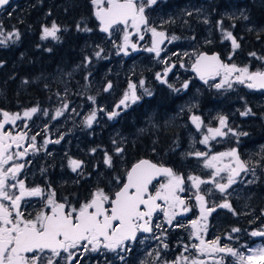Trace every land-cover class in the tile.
Returning a JSON list of instances; mask_svg holds the SVG:
<instances>
[{
	"label": "flooded vegetation",
	"instance_id": "af4514ba",
	"mask_svg": "<svg viewBox=\"0 0 264 264\" xmlns=\"http://www.w3.org/2000/svg\"><path fill=\"white\" fill-rule=\"evenodd\" d=\"M28 1L30 0H10L9 4L1 11L12 13L22 6L29 4ZM191 1H198L202 4L205 2V0H157L156 4L146 7L145 15L148 18V25L155 27L157 31H163L168 37L160 46V54H166L167 60L166 63L165 61L160 62L159 68L161 69L165 67V64H169L168 68L171 67V71H168L167 74L164 72L160 79H157V76L152 72L146 74L149 80L147 90L153 91V94L146 96L143 95L145 90H140L137 94L140 99L135 103L128 102V107L121 105L119 109L122 111V115L131 105L137 104V127H143L146 121L148 124L150 122H157L159 128L177 125L181 130V138L183 137V139L185 137L187 139V135L192 126L196 127L191 120L192 114H197L200 118H203V124L206 125L211 119L217 121V117L213 118L214 109L219 108L222 110V115L227 117V120L230 118L234 130L233 136H228L226 139L232 140L233 149H238L240 156L246 162L249 170L247 172H241L236 177V184H234L235 195L232 198L231 205L234 211L217 207V214L222 209H225L226 212L233 213L232 216L227 218L228 223L264 225V90L249 89L246 85L239 83H233L231 88L225 86L217 89L212 87V83L218 81L221 76H217L215 79H208L207 83H205L204 80L198 78L197 73L192 68L196 55L199 52L218 51L225 63L232 61L237 66H241L244 63L252 71L257 69L262 70L264 68V60L258 59V57H264V51H247L248 57L242 58L241 54L243 52L240 51V48L242 46L245 48L264 46V42L242 40L238 34V26L233 25L228 28L231 29L230 31L240 44V47L233 54L231 41H224L222 34L223 25L214 24L211 13L204 21V24L192 26L191 11H188ZM92 9L95 13L96 7L93 4ZM219 14L221 13L219 12ZM222 17L220 20H222ZM96 20V25L99 30V20L97 17ZM206 21L210 24H206ZM125 31L130 34V42L137 45L135 50L129 46L127 48V55H125L124 50L120 47L123 44ZM191 33L195 35L194 40L191 37ZM141 35H143V39L139 38ZM103 36V45L107 52H109V63L116 61L126 64L134 61L146 62L147 59L156 57L155 53L145 51L146 48L152 46L151 33L145 30V26H141L140 32L137 33L130 24L127 28L123 25H117ZM172 36H176L178 39L171 40ZM192 41H194V44H192ZM97 45H100V43H97ZM192 46H197L200 48V51L193 55L189 51ZM131 49L133 52L132 55H129ZM229 52H231L230 60L228 59ZM253 52L256 53L255 57L250 55ZM166 77H170L171 79L169 81L173 82L178 88L176 89L174 86L169 87L167 82H162L166 81ZM190 78L202 87L200 96L198 97L196 95L198 97L196 101H191V88L189 90V88L185 89L183 87L184 83L191 81ZM156 80L159 82L156 84L161 86V88L153 86ZM113 83L115 88V82L113 81ZM45 93H49V98L42 99L44 100L43 102L38 101L37 103L16 106L13 110L0 108V120L3 119L2 112H8L10 114L19 113L21 116V119L17 120L14 125H5L4 131L11 132L13 135L26 133L29 138L32 136L36 137L35 145L37 150L29 147V140L22 142L19 149L13 145L10 149V154L23 152L25 149H28V151L23 158L14 156L13 161L5 165V168H8L14 163H23L25 167L19 173L17 179L23 180L28 188L40 187L45 189V196L25 197L21 202V211L25 217H29V214H31V217H34L39 211L48 210L46 208V193L49 188L55 191V199L58 202H64V198L66 197L68 202L77 207L81 203L89 200L91 194L95 191L93 187L95 179L93 162L89 163V159H80L79 157L80 147H85L84 143H80V138L78 142V138L76 137L81 132L80 128L82 131H85L83 126H79V116L75 118V115H73L69 121L70 126L76 127L75 130L72 132L69 131L64 135L63 124L61 123L62 117L54 118L51 115L59 106H62L58 92L49 90L45 91ZM212 94H216L218 96L216 100L223 104L212 107ZM76 97L75 99H77ZM114 97L119 98V104L122 96L115 93ZM152 97L153 99L149 100ZM77 101L79 100L77 99ZM113 101L109 103L111 109L117 103V101ZM155 104L157 105L153 115H150V111L144 112L146 108L151 109ZM33 107H38L39 111L31 119L24 117L23 113ZM88 107L92 108L93 106L89 105ZM78 108L79 106H77V110ZM249 108L251 109V114L247 116L241 115L242 112ZM161 110L162 113H159ZM44 112L48 114L44 115ZM167 119L170 122L164 124ZM60 124L61 127H59ZM56 128H59L57 132L61 131L60 136L63 138L61 139L59 137L45 144L44 140L49 134L48 131L50 129L55 130ZM240 133H247V135H240ZM57 140H59V143H55ZM64 149L73 153L70 156L75 157L76 159L74 160L83 162L77 171L72 170L70 163L69 167L63 168V163L70 159L69 155L64 154ZM84 180H87L86 184L91 187L80 191L78 182ZM8 183L12 184L15 181L9 178ZM156 186L152 189L155 190L157 188ZM240 187L245 190L241 191ZM9 191L10 194H18V187L16 189H10ZM224 196L227 198L226 195ZM187 205L189 208L191 207L188 203ZM191 205L193 207L194 203L191 202ZM162 218H164V213L161 211L153 215L151 220L153 230L147 233L139 232L136 241L130 245L131 251L118 250V252H111L101 248L97 252L88 251L85 253L81 250L74 249L72 251L76 253V257L71 261V264H191L192 260L190 256L197 254L196 249L192 245L198 244L199 240L192 235V232H187V230L175 232V219L172 225H169ZM180 218L176 217L177 220H180ZM218 220H221V217L215 216V213H212L208 218L209 230H213L215 235L225 233L219 227L221 225ZM161 221L165 225L157 228L156 225L160 224ZM215 223L216 225H213ZM228 227L225 230L231 232L230 226ZM225 238L227 240L225 241L223 238L222 245L230 244L228 246H237L238 241L228 239L227 236ZM164 244H167L168 247L165 248ZM186 246L187 250H185ZM44 255L50 256L51 253L46 250ZM120 255L124 256L123 260L119 259ZM222 255L224 256V254H219V256ZM66 256V253L61 252V256L55 258V264H67ZM182 257H187V261L183 260ZM198 259L203 260L202 258ZM209 262H206V264H209Z\"/></svg>",
	"mask_w": 264,
	"mask_h": 264
},
{
	"label": "snow or ice",
	"instance_id": "6c2138e0",
	"mask_svg": "<svg viewBox=\"0 0 264 264\" xmlns=\"http://www.w3.org/2000/svg\"><path fill=\"white\" fill-rule=\"evenodd\" d=\"M91 3L96 7L95 16L101 22L103 32L107 33L117 25H123L127 28L130 24L139 33L141 26H145V30L150 32L152 36V46L146 48L145 51L153 52L159 57L160 46L168 37L163 31H157L155 27H150L148 18L145 15L146 7L156 4L157 0H91ZM8 4L9 0H0V9ZM105 5L107 6L105 7ZM59 30L53 22L51 28L45 27L43 29L42 38L49 36L56 38V33ZM84 31H90V29H84ZM0 35H4L3 32H0ZM19 35V32L8 33L5 39L0 40V44H5L12 36L19 39ZM224 35L225 39L231 41L234 54L240 44L232 32H225ZM129 36L130 34L125 31L123 44L120 46L125 55L128 54L127 48L129 46L133 50L137 48L135 43L130 42ZM139 38L143 39L144 37L141 35ZM177 39L176 36L171 37V40ZM250 55L255 57L256 53L253 52ZM96 56L99 57L100 52H97ZM228 59L230 60L231 56ZM258 59L264 60V57H258ZM181 66L183 65L181 64ZM192 68L205 83L208 79L222 76L221 81L214 85L217 89L225 85L231 88L233 83H239L246 85L249 89L264 90V70L252 71L249 66L239 67L235 63H224L218 54H197ZM168 71H171V67L165 70V74ZM157 79H160L159 74H157ZM143 83L141 80L140 85L143 86ZM111 87L112 85L109 83L105 91ZM128 87L129 91L125 92L120 103L116 106L117 108L121 105L128 107L129 101L135 103L140 99L136 94V85L130 83ZM183 87L187 88L188 83H184ZM147 91L145 89V92ZM89 99L95 102L94 97H89ZM66 107L67 105H65ZM38 111V107H33L26 110L23 116L31 119ZM47 114V112H44V115ZM118 114L116 111L109 113V119ZM249 114H251L250 108L241 113L243 116ZM2 115L3 119L0 120V264H55V258L60 257L61 252L67 254V264H71V261L76 257V253L72 251L74 249L85 253L88 251L97 252L101 248L111 252H118V250L131 251L130 245L136 241L138 232L147 233L153 230L151 220L155 212L158 210L163 212L167 223L172 225L173 220L178 215L190 210L185 199L178 195V193L185 191L184 177L176 174L171 168L142 159L126 172L125 182L112 195L106 193L103 188H98L91 194L89 200L77 207L68 202L66 197L64 202H58L55 199V191L49 188L46 193V208L48 210H41L34 217H31V214H29V217H25L21 211V202L25 197L45 196V189L40 187L28 188L23 180L17 179L21 170L25 167L23 163H14L8 168H5V165L13 161L14 156L23 158L28 151V149H25L23 152L10 154L13 145L19 149L22 142L29 140V147L37 150L36 137L29 138L26 133L13 135L11 132L4 131L5 125H14L17 120L21 119V116L19 113L10 114L8 112H2ZM60 115H62V110H57L55 116ZM96 115L97 113L94 110L85 117V124L88 127H91ZM218 119L221 127L208 128L207 131L211 136L205 135L200 143L208 144L209 139L227 134L221 130L227 127V117L221 116ZM191 120L197 129L203 123L199 116L193 115ZM229 131L231 132L232 129H229ZM240 135H247V133H240ZM47 143L48 141H45V144ZM55 143H59V140ZM92 151L94 152L95 149ZM115 151L118 154L122 153L123 148L118 147ZM193 155L207 157L208 153L197 151ZM226 157L230 158V162L225 164L223 161ZM104 162L111 167L112 157L107 153ZM69 163L72 170L77 171L83 162L70 160ZM205 167L214 170L209 180H204L199 176L188 177L192 187L196 189L194 199L199 207V219L191 221L194 230L192 235L199 240V243L193 244L192 247L197 250L199 255H207L212 258L214 264H224V256L222 255L219 260H215L216 254L235 257L237 264H264V245L247 248V254H245L227 244L221 245L220 237L205 241L201 236V233L207 230L208 217L216 211L217 207L233 210L227 200L219 205L213 203L211 207H208L205 195L200 194L201 185L213 184L220 193H225L228 188L236 183V177L241 172L249 170L245 162L240 159L236 149L208 157L205 161ZM221 173L228 174L226 183H220L216 180V177L221 176ZM159 177L167 178V182L160 183L153 193L149 190L150 186ZM9 178L15 183L9 184ZM116 179L117 183H120L119 177ZM17 187L18 194H10L9 190ZM158 201L163 203H158ZM156 227L161 228V225L157 224ZM240 231L239 228L232 229L234 233ZM251 236L264 237V230L252 231ZM228 239H232V237L229 236ZM164 247L167 248L168 245L164 244ZM46 250L51 253L50 256L44 255ZM185 250H187V246ZM119 259L123 260L124 256L120 255ZM182 259L187 261L188 258L182 257ZM191 264H206V261L197 258L193 259Z\"/></svg>",
	"mask_w": 264,
	"mask_h": 264
},
{
	"label": "trees",
	"instance_id": "16d2710c",
	"mask_svg": "<svg viewBox=\"0 0 264 264\" xmlns=\"http://www.w3.org/2000/svg\"><path fill=\"white\" fill-rule=\"evenodd\" d=\"M28 2L29 4L12 13L5 12L3 15L0 13V24L4 33L17 29L20 34L19 39L14 41L8 39L5 44H0V108L13 110L16 106L43 102L42 99L49 98V93L45 91L60 88L59 81L55 77L58 72L62 73L65 79L70 80L73 88L78 90L76 98L79 102L93 106V101L89 97H94L96 102H103L102 107L97 110V120L94 125L89 128L81 125L85 131L80 136V143H84L87 150L95 148L94 185L105 186V189L110 190L109 195H112L124 181L131 164L142 156H150L157 161L161 160L159 161L161 163L171 164L179 172L185 170L187 164L191 165L190 156L181 158L179 154L171 150L177 144V139L171 144L172 139L182 136L177 125L159 129L158 139L160 140L157 139L155 147L157 151L164 154L156 158L154 152L143 151L142 144L135 136L137 104H133L116 121L106 116L105 112H109L107 108L109 93L104 90L107 80L104 73L112 70L114 66H111L108 59L104 58V49L96 46L102 34L97 28V20L90 0H30ZM207 6L213 14L214 22L220 7L225 9L234 6L246 7V13L224 16L223 24L229 27L237 25L238 34L242 40L264 42V0H211ZM191 17V22L196 20L192 26L204 24V21H199L196 16ZM49 20L59 23L62 28L56 40L42 38V27ZM84 26L86 28H83ZM89 28L92 31H84ZM240 51L243 52L242 58L248 57L247 51L263 52L264 46L249 48L242 46ZM97 52H100L99 57L96 56ZM121 75L120 72L115 77L112 75L109 77L120 82ZM115 84L118 83L115 82ZM217 97L216 94L211 95L212 104H223L216 100ZM151 99L153 97L149 100ZM156 105L151 109L146 108L144 112H154ZM159 113H162V110ZM119 135H128L127 142L122 144ZM130 138L136 142L134 148L129 142ZM139 139H146V137ZM149 142L150 140L148 144ZM115 145L116 148L122 146L123 152L118 154L115 151ZM80 153H82L79 156L80 159H85L83 152ZM106 153L113 155L111 167L103 162ZM106 177L113 183L108 182ZM117 177L120 183H117ZM86 182L87 180L78 182L80 191L91 187ZM221 211L219 227L223 231L232 223L227 221L229 213L225 209Z\"/></svg>",
	"mask_w": 264,
	"mask_h": 264
},
{
	"label": "rangeland",
	"instance_id": "374dc122",
	"mask_svg": "<svg viewBox=\"0 0 264 264\" xmlns=\"http://www.w3.org/2000/svg\"><path fill=\"white\" fill-rule=\"evenodd\" d=\"M209 1H211V0H205V2H203V4L201 2H198V1H193V2L191 1L190 2V9L188 10V11H191L190 16L194 15L198 18L199 21H201V22L205 21L207 19V17L209 16V14L210 13L212 14V12L209 11V8L207 6V3ZM219 12L221 14H219ZM242 13H246V8L234 6L232 8L225 9L223 7H220L218 9L215 22H214L213 14H212L213 23L223 25L222 34L224 36V41H230V40L225 39L224 34H225V32H228L231 29L228 28L229 26H226L223 24V17L228 16V15L234 16V15L242 14ZM3 14H5V12L1 13V15H3ZM221 17H222V20H220ZM221 21H222V23H220ZM53 22H55V21L49 20L48 23H45L43 25L42 36H43V29L45 27L51 28ZM206 22H207L206 24H210L208 21H206ZM192 23H196V20H193L191 22V24ZM203 23H205V22H203ZM55 24L60 29L56 33V38L49 36L45 39L56 40L58 38L59 34L61 33L62 28L59 25V23L55 22ZM83 28H86V26H84ZM90 31H92V29H90ZM0 32H3V34H4V35H0V40H3V39H5V37L7 36L8 33H15V32H18V30L13 29L10 31H6V34H5L3 28L1 27V24H0ZM191 37L194 40L195 35L193 33H191ZM9 39L14 41V40H16V37L12 36ZM54 42H56V41H54ZM103 42H104V36L102 34V36H100V39L98 41V43H100V45H97L96 43L95 44H96L97 48L104 49V58H107L109 60L110 59L109 52H106L105 47L102 45ZM192 42H193L192 44H194V41H192ZM189 51L194 55L200 51V48H198L197 46H195V47L192 46V48H190ZM132 52L133 51L131 49L129 55H132ZM228 56H231V52H229ZM138 60H140V59H138ZM166 60H167V55L166 54H164V55L160 54L159 57L156 56L154 58H149L146 60V62L134 61V62H128V64H126V63H121L119 61H116L114 63H111V66H114L113 69L107 73H104V76L107 77L106 81L112 80L114 82H117L118 84H115V88H114L113 92L109 93L107 95V98L109 100V103L113 100H114L113 102L117 101V103L112 107V109L110 108V105L108 103L107 108L109 109V112H105L106 116L109 118V113H111L112 111H116L119 114L117 116L111 118L112 121H116V119L122 113V111L116 107L118 105L119 98L117 99L116 97H114L115 93H118V95L122 96L121 98H123L125 92L129 91L128 86L130 83L136 85V94H138L140 92V90L148 89L147 83L149 80L147 79L146 74H149V72H152V73H154L155 76H157V74H159L161 77L162 74L165 72V70L168 68L169 64H165V67H163L161 69L159 68V65H160V62L166 61ZM193 60H194V58H193ZM227 63L231 64L234 62L228 61ZM243 66H248V65L244 64V63L241 64V66L239 65V67H243ZM98 67L100 68V66H98ZM120 72L122 74L120 77V82L115 81V79L113 77H109L110 75L115 77ZM55 77H57L56 80H58L59 84H60V88L56 89L55 91L58 92L62 106H59L51 115L54 118L62 117L61 123L63 124V134L66 135L67 132H69V131L72 132L76 128L75 126H70V124H69V121L72 119L73 115H75V118L77 116H79V119H78L80 121L79 126H81V125L87 126L85 124V117H87L94 110L97 113V110L99 108H101L104 103L95 101V102H93V107L89 108L86 104H82L81 102L77 101V99H75V97L78 95V93H77L78 90L76 88H73L70 80L65 79L64 78L65 76L62 73L59 74V72L57 75H55ZM91 77H92V75H91ZM170 79H171L170 77H166L165 80L169 85L174 86L177 89L178 87L173 82L169 81ZM221 79H222V76L220 77V79L218 81H215L212 83V85H213L212 87H214V85L216 83H219L221 81ZM141 80L144 82L143 86L140 85ZM190 80L191 81L188 82V87L185 89L189 88V90H190V88H191V92H190V97H192L191 101L192 100L196 101L201 94L202 87L199 86L195 82V80H192V78H190ZM154 83L155 84H153V86H158L159 88H161V86L156 84V83H159V82H157V80L154 81ZM225 86H227V85H225ZM152 94H153V91H148L147 93L144 92L143 95L151 96ZM196 95H198V97ZM129 103H130V101H129ZM65 105H67L66 108H65ZM77 106H79L78 110H77ZM216 106L217 105L214 104L212 107H216ZM57 110H62V115H60L58 117L55 116V113ZM221 112H222V110H220L219 108L214 109V111H213L214 117L213 118L217 117V121H214L215 119H211L210 121H208V123L206 125H204L202 123L201 127L199 129L192 126L191 130H189V134L187 135V139H186V137L183 139V137L181 138V136L176 137L175 139H178V141H176L177 144L176 145L173 144L174 147H173V149L171 148V150H173L175 153L179 154V156L181 158L185 157V156L191 157L190 158L191 165L187 164V167L185 170L177 173L178 175H182L185 179V183H184L185 191L183 193H178V195H180L182 198H184L186 201V204L188 203L191 207L189 208L190 210L185 213L187 215L186 217L183 218L182 217L183 213H182L179 215V217H181L180 220H177L175 218V221H174V224H175L174 227L176 230L175 232L187 230V232L193 233L194 230L192 229L191 221L199 219V207L197 205V202L194 199V196L196 194V189L194 187H192L191 181L188 180V177L189 176H199L204 180H209L211 178V173L214 170L205 167L206 159L208 157L215 155V154H218L220 152H227V151H230L231 149H233L232 140L226 139L228 136H233V134H234V130H233V126H232V122L230 121V118L227 120V127H224L221 129L223 132L227 133L225 136H217L215 139H209L208 144L200 143V141L204 138L205 135L211 136V134L207 131L208 128H220L221 127L220 123H219V119H218L219 117L224 116V115H222ZM153 113L154 112H151L150 115H153ZM11 114H13V113H11ZM192 115L198 116L197 114H192ZM96 120H97V115H96V119L94 120V122L91 126L94 125ZM201 120L203 121V118H201ZM169 122H170V120H166V122H164V124H168ZM59 127H61V124L59 125ZM162 128H165V127L159 128L157 122H150L148 124L147 121L145 122V125L143 127H136L135 136L138 138V140L142 144L141 148H143V151H146V152H154L155 153L154 157H156V158L159 156H163V154H164V152L160 153L159 151H157L156 147H155L156 141H157L156 139H158V137H159L158 131H159V129L162 130ZM58 129L59 128H56L55 130L50 129L48 131L49 134L44 141L50 142L52 140H55V139L61 137L60 136L61 131L57 132ZM83 129H85V128H83ZM229 129H232V131L230 132ZM80 130H81V128H80ZM82 133H84V131L79 132L78 135L76 136L78 138V142H79L80 136H82L81 135ZM130 135H131V133H130ZM143 136H145L146 139H139L140 137H143ZM118 137H119L120 142L121 141L123 142L122 144L127 142L126 137H128V135L127 136L119 135ZM175 139H172L171 144L174 143ZM149 140H150V142L148 144ZM181 141H182V143H181ZM129 142L131 143L132 148H134L136 146V142L133 139L130 138ZM114 147L116 149L117 146L115 145ZM93 149H95V148L92 147L91 150H87L86 147H84V148L80 147L79 154H82L80 152H83L84 158L85 159L88 158L89 163L93 162L92 163L93 167H95L94 166L95 165V157H94L95 153L92 151ZM197 151L206 152V153H208V156L207 157H196L193 154ZM64 154H67L70 157V159H68L67 162L63 163V168H67V167H69V161L74 160L76 158L70 156V155H73V153H71L67 149H64ZM109 156L113 157V155H109ZM102 161L103 160H101V162ZM159 161H161V160H159ZM229 162H230V158H227V157L224 158L223 163L226 164ZM227 175H228L227 173H221V176L216 177V180L220 183H226L227 182ZM106 180L108 182H111V184L113 183L112 180L107 178V177H106ZM166 182H167V178H164L163 180L159 181L157 184V188L159 187L160 183H166ZM234 184H236V183H234ZM234 184L230 188H228L227 192H225V193H220L219 190L216 189L215 185H213V184H203L200 187V194L205 195V198L208 201V205H207L208 207H211L213 205V203L219 205V204L225 202V200L230 202L232 205V198L235 195ZM93 187H94L95 191L98 188H103L106 193H109V191H110L108 188L105 189V186L96 187V184H95ZM240 189H241V191L245 190L242 187H240ZM224 195H226L227 198H225ZM191 202L194 203L193 207L191 205ZM221 212L222 211H220V213L217 214V210H216L215 212H212V213H215V216L221 217L220 216ZM212 213H211V215H212ZM232 215H233L232 212H230L228 214V216H232ZM177 218H178V216H177ZM162 220H164L165 223H167V219L165 216H164V218H162ZM161 222H160V225L162 227L165 225V223H163V221H161ZM218 222H221V220H218ZM216 223L213 225H216ZM177 225H183V226H177ZM207 225H208V220H207ZM233 228H239L241 231L231 233ZM230 229H231V232H227V230H224L223 231V232H225L224 234L215 235L214 231L209 230V227L207 226V230L205 232H202L201 236L203 237V239L205 241H211V240L216 239L217 237H220V243L222 242L223 238L225 241L227 240L225 238V236H227V237L231 236L233 240L238 241L237 246L232 247V248L238 249L240 252L245 253V254H247V251H246L247 248H255V247L264 245V237H253V236H251L252 231L264 230V225L244 224V225L239 226V224H237V223H232L230 225ZM211 234H212V236H211ZM221 245H222V243H221ZM228 245H230V244H228ZM148 248H150V247H148ZM196 258H202L206 262L210 261L209 264H214L213 259L208 257L207 255H199L197 252L196 255L190 256L191 260L196 259ZM219 258H220L219 254H216L215 260H219ZM229 262H230V264H237L235 257H232V256L228 257L226 254H224V264H228Z\"/></svg>",
	"mask_w": 264,
	"mask_h": 264
},
{
	"label": "water",
	"instance_id": "95a60500",
	"mask_svg": "<svg viewBox=\"0 0 264 264\" xmlns=\"http://www.w3.org/2000/svg\"><path fill=\"white\" fill-rule=\"evenodd\" d=\"M9 2H10V0H9ZM7 6V5H6ZM5 7V6H4ZM1 10V9H0ZM101 28H102V25H101V22H100V27H99V29L101 30ZM102 31V30H101ZM103 32V31H102ZM200 53H207L208 55H213V54H218L219 55V57H220V59L223 61V59H222V57H221V55H220V53L218 52V51H213V52H207V51H203V52H200ZM264 70V69H263ZM197 76H198V78H200V76L197 74ZM109 83H111V81H108L107 82V84H106V86H105V89H106V87H107V85L109 84ZM111 85H112V83H111ZM112 88V87H111ZM110 88V89H111ZM110 89H108L107 91H110ZM236 150H237V152H238V149L236 148ZM238 154H239V152H238ZM239 156H240V154H239ZM149 160V161H151L152 163H155V164H157V165H163V164H159V163H157V162H155V161H153L151 158H149V157H141V158H139L138 160H136L135 162H133L132 164H131V166L129 167V169L128 170H130L131 169V167L135 164V163H137V162H139L140 160ZM240 159L242 160V161H244L243 159H242V157L240 156ZM245 162V161H244ZM246 164V163H245ZM164 167H168V168H171L172 170H173V168L171 167V166H169V165H163ZM247 166V165H246ZM160 178H162V177H159V178H157V180L158 179H160ZM155 181V180H154ZM117 190H119V189H117ZM116 190V191H117ZM158 203H160V201H158ZM156 213V212H155ZM154 213V214H155Z\"/></svg>",
	"mask_w": 264,
	"mask_h": 264
}]
</instances>
